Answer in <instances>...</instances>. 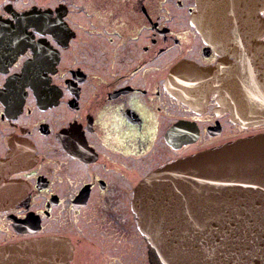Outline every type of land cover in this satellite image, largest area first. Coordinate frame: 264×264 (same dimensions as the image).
I'll use <instances>...</instances> for the list:
<instances>
[{"label": "flooded vegetation", "instance_id": "obj_1", "mask_svg": "<svg viewBox=\"0 0 264 264\" xmlns=\"http://www.w3.org/2000/svg\"><path fill=\"white\" fill-rule=\"evenodd\" d=\"M153 1L0 0V246L61 236L69 264H162L137 226L139 184L264 133L227 108L264 43L263 0H205L206 40L199 0ZM177 68L199 105L173 92Z\"/></svg>", "mask_w": 264, "mask_h": 264}, {"label": "water", "instance_id": "obj_2", "mask_svg": "<svg viewBox=\"0 0 264 264\" xmlns=\"http://www.w3.org/2000/svg\"><path fill=\"white\" fill-rule=\"evenodd\" d=\"M256 21L257 41L264 20ZM192 22L206 40L205 0ZM254 47L259 94L239 106L227 102L231 119L244 126L264 123V43ZM169 84L185 104H200L190 98L182 68ZM132 208L162 264H264V133L164 164L139 184ZM71 257L72 246L61 236L0 246V264H69Z\"/></svg>", "mask_w": 264, "mask_h": 264}, {"label": "bare ground", "instance_id": "obj_3", "mask_svg": "<svg viewBox=\"0 0 264 264\" xmlns=\"http://www.w3.org/2000/svg\"><path fill=\"white\" fill-rule=\"evenodd\" d=\"M255 60H256V58H255ZM252 61L253 60L251 59V62ZM248 64H249V62L246 60V63L244 66L246 73L244 75V80L242 81L245 85V88L243 91L244 92L243 98L255 96V95L259 94V88L257 87L259 85V80H258L257 72L255 70V66L257 65V63L254 61V63H251L250 66H248ZM236 85H237V82L229 85L230 89L234 93H237ZM240 100H243V99H240ZM236 101H237V99H236ZM228 102L231 103L230 101H228ZM242 104H243V101H240V105H242Z\"/></svg>", "mask_w": 264, "mask_h": 264}, {"label": "rangeland", "instance_id": "obj_4", "mask_svg": "<svg viewBox=\"0 0 264 264\" xmlns=\"http://www.w3.org/2000/svg\"><path fill=\"white\" fill-rule=\"evenodd\" d=\"M71 1H75V2H78V0H71ZM150 3H151V8H153V9H156V7L154 6V1L153 0H150ZM85 26V28H87L88 27V25L87 24H85L84 25ZM203 145V144H202ZM200 146V145H199ZM136 237V239H138V240H136V241H134V240H132V244L133 245H137L139 242H141V238H140V236L137 234V231H135V233H134V236H133V238H135ZM140 248V246L138 245V249ZM145 246H144V244H143V242H142V250L144 251V253H145ZM133 258V257H132ZM135 258V260H136V257H134ZM133 258V259H134ZM90 259H92V264L94 263V264H100V260H99V258L97 257V256H95V254H93V255H91L90 256Z\"/></svg>", "mask_w": 264, "mask_h": 264}]
</instances>
